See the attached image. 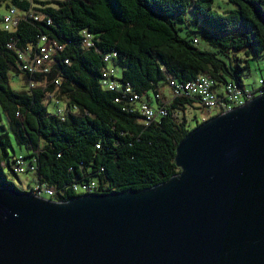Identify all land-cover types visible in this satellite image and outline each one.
<instances>
[{
  "label": "trees",
  "instance_id": "16d2710c",
  "mask_svg": "<svg viewBox=\"0 0 264 264\" xmlns=\"http://www.w3.org/2000/svg\"><path fill=\"white\" fill-rule=\"evenodd\" d=\"M225 1L234 7L219 11L214 0H0L17 9L12 30L0 15V186L21 190L5 172L18 173V156L22 172L34 171L37 184L53 190L43 196L54 201L82 194L92 182L90 192L103 194L178 173L177 143L208 118L186 115L202 109L194 95L163 102L162 88L200 75L217 86H243L247 58L264 52V0ZM43 36L61 48L54 46L47 70L29 72L19 54L36 53ZM107 54L137 99L102 85ZM13 74H21L24 88L11 87ZM48 98L56 107L63 100L64 108L50 112ZM152 101L165 114L146 120L140 107ZM13 142L27 154H14Z\"/></svg>",
  "mask_w": 264,
  "mask_h": 264
},
{
  "label": "water",
  "instance_id": "95a60500",
  "mask_svg": "<svg viewBox=\"0 0 264 264\" xmlns=\"http://www.w3.org/2000/svg\"><path fill=\"white\" fill-rule=\"evenodd\" d=\"M174 159L140 190L0 186V264H264V90L192 128Z\"/></svg>",
  "mask_w": 264,
  "mask_h": 264
},
{
  "label": "built area",
  "instance_id": "2783aa9c",
  "mask_svg": "<svg viewBox=\"0 0 264 264\" xmlns=\"http://www.w3.org/2000/svg\"><path fill=\"white\" fill-rule=\"evenodd\" d=\"M8 12L2 17L1 26L4 29L12 30L14 24L17 21V9L10 7L7 9ZM86 45H90L89 34L86 33L85 39ZM56 48H61L55 41L46 39L42 37L41 43L38 45V51L34 54L28 52L20 53L19 58L21 59V66L23 69L29 72H37L47 70L46 64L51 59V54ZM110 54L103 57L105 66L101 70V83L104 87L110 90H121L123 94L129 97V100H135L138 98L137 93L133 92L132 87L129 85H122L118 81V71L117 68L110 62ZM67 61V60H66ZM58 83V80H55ZM169 88L171 90V98L180 95H194L197 97V105L206 110L208 116L210 115V110L215 109L217 113L225 112L236 106L244 104L247 100L251 99L254 95L259 94L264 89V81L258 86L252 89H247L244 86H237L234 83H227L225 85L217 86L215 82L206 75H200L194 80L187 81L184 83H179L174 79L169 81ZM120 99V98H119ZM115 100H118L117 98ZM59 104V102L57 101ZM141 113L144 115L146 120H152L157 115L165 114L163 106H152L147 102H143L140 107ZM24 161L18 156L15 159V170L18 172L24 171ZM32 168V167H31ZM91 186L84 187L81 191L82 193H91ZM34 192L38 195L43 196V194H52L53 190L46 186L37 185L34 188Z\"/></svg>",
  "mask_w": 264,
  "mask_h": 264
},
{
  "label": "rangeland",
  "instance_id": "374dc122",
  "mask_svg": "<svg viewBox=\"0 0 264 264\" xmlns=\"http://www.w3.org/2000/svg\"><path fill=\"white\" fill-rule=\"evenodd\" d=\"M214 7L222 11L223 9H230L233 8L234 5L226 2L225 0H214ZM8 10L5 8L4 5L0 7V15H4L7 13ZM192 26H194L193 23H191ZM181 34H184V30L180 31ZM241 55V53H240ZM242 57L245 58V55L242 54ZM245 61H243L244 63ZM248 66L245 69V76L243 77V86L247 89H252L261 84L262 81H264V52H262L259 56L256 57H248L247 58ZM10 85L13 89L15 90H20L25 87L24 81L22 79L21 74H13L10 76ZM161 90L162 94L164 95V100L163 102H167L169 97L171 96V90L168 86H165V88H162ZM150 96H153V93L150 91L149 92ZM50 98H48L47 103H48V110L50 112L57 110L58 108L63 109L64 108V101L61 100L58 106H54L53 103H50ZM153 105H156L155 101H152ZM198 106V105H197ZM1 112V109H0ZM208 112L204 109H187L186 110V115L188 118L193 119V115L196 116V118L199 120H204L209 117H212L216 114V110L212 109L210 110V115L208 116ZM190 123L193 125L194 123L190 121ZM13 149H14V154H22L26 155L27 150L24 147H21L17 145L16 143L13 142ZM10 153L12 151L10 150ZM5 172L8 173L9 178L11 181L18 186L19 189L23 191H31L33 188H35L37 184V179L34 171H28V172H18L13 174L8 168H5Z\"/></svg>",
  "mask_w": 264,
  "mask_h": 264
}]
</instances>
